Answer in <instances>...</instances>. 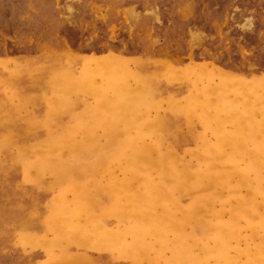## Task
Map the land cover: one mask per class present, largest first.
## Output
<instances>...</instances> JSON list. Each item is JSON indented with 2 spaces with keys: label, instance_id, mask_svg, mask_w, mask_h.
I'll return each instance as SVG.
<instances>
[{
  "label": "rangeland",
  "instance_id": "rangeland-1",
  "mask_svg": "<svg viewBox=\"0 0 264 264\" xmlns=\"http://www.w3.org/2000/svg\"><path fill=\"white\" fill-rule=\"evenodd\" d=\"M0 264H264V0H0Z\"/></svg>",
  "mask_w": 264,
  "mask_h": 264
}]
</instances>
